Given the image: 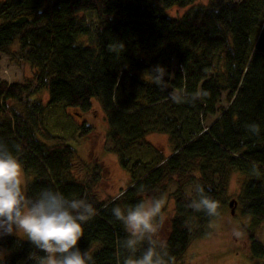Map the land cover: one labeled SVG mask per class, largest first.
<instances>
[{"label":"trees","instance_id":"trees-1","mask_svg":"<svg viewBox=\"0 0 264 264\" xmlns=\"http://www.w3.org/2000/svg\"><path fill=\"white\" fill-rule=\"evenodd\" d=\"M196 1H0V50L18 38L19 54L34 68L25 82L0 80V140L21 146L16 154L32 177L28 196L51 187L93 204L97 215L84 224L79 247L94 249L96 264H117L121 255L126 233L111 209L166 193L173 195L174 212L163 240L174 264L180 261L217 218L186 207L194 186L219 201L222 215L233 172L248 177L237 197L251 217L248 259L264 264L257 231L264 223V0ZM173 6L190 7L174 17ZM118 41L123 51H110ZM156 65L166 70V89L153 82ZM197 91L206 95L195 103L169 96ZM94 98L107 119L110 150L130 173L120 199L100 198V164L87 166L69 142L88 135L91 125L78 123L70 136L48 127L51 105L81 116ZM250 123L260 126L258 136L248 132ZM150 133L167 134L172 152L128 157L132 148L151 147ZM0 246L9 251L0 264H33L30 254L43 255L18 236L0 239Z\"/></svg>","mask_w":264,"mask_h":264},{"label":"clouds","instance_id":"clouds-1","mask_svg":"<svg viewBox=\"0 0 264 264\" xmlns=\"http://www.w3.org/2000/svg\"><path fill=\"white\" fill-rule=\"evenodd\" d=\"M124 44L118 41L109 45L110 51H123ZM153 82L167 88L164 76L166 70L156 65L151 71ZM206 93L170 92V99L177 104L195 103ZM250 134L258 136L260 126L250 123ZM15 149V152L13 151ZM22 151L19 144L12 148L0 140V239L22 235L43 255L30 254L33 264H96L94 249L82 250L79 241L84 237V224L97 215L92 203L86 199L68 198L59 190L48 187L35 198L28 196L23 165L16 153ZM194 196L186 207L194 212H203L208 217H219V201L206 194L202 185L194 186ZM123 193L113 198L120 199ZM164 201L151 197L141 199L134 206L111 209L112 216L123 226L125 237L119 241L121 255L117 264H174V258L167 251V244L161 237L166 216ZM239 233H237L238 235ZM3 250H0L2 252Z\"/></svg>","mask_w":264,"mask_h":264},{"label":"rangeland","instance_id":"rangeland-1","mask_svg":"<svg viewBox=\"0 0 264 264\" xmlns=\"http://www.w3.org/2000/svg\"><path fill=\"white\" fill-rule=\"evenodd\" d=\"M3 1V0H0ZM208 0H197L196 4L207 3ZM190 6H173L168 9L171 16H181ZM19 41L16 38L9 46L0 50V80L25 82L32 79L34 68L24 60L19 54ZM43 101H47L48 94L43 92ZM92 109L81 116L68 111L62 104L51 105L48 108V127L56 134L68 135L74 133L77 124L85 122L92 127V131L83 138L69 140L74 145L79 157L87 164L93 166L100 164L102 170V179L98 183L96 190L100 198H108L120 193L121 189L127 187L131 181L130 173L124 169L117 155L110 148L112 146L108 138V123L105 113L99 103V100H92ZM225 104V101H223ZM65 110V111H64ZM73 116H68V115ZM211 118L209 121H211ZM146 140L151 147L132 148L126 155L132 159L141 158L150 160L158 154L169 155L173 150V143L169 136L164 133H150ZM26 192L27 182L32 178L25 171ZM248 179L240 172H233L228 185L227 204L222 208V215L213 219L210 223L212 231L205 236L196 238L192 241L182 259L175 264H252L249 256V237L248 225L251 223V217L243 214L238 202V195L241 191L242 183ZM170 192L173 191V184L170 185ZM154 196H147L146 199ZM164 201V215L166 221L161 232L162 239H166L170 218L174 212L173 195L166 193L159 195ZM260 238L264 241V223L257 228ZM237 233H239L237 235ZM18 237L26 240L22 235ZM0 259L7 257L9 251L4 246H0Z\"/></svg>","mask_w":264,"mask_h":264}]
</instances>
